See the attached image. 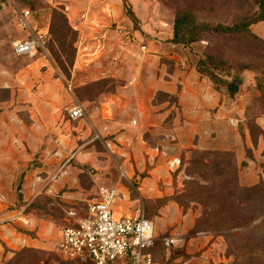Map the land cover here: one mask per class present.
Instances as JSON below:
<instances>
[{
	"label": "rangeland",
	"instance_id": "374dc122",
	"mask_svg": "<svg viewBox=\"0 0 264 264\" xmlns=\"http://www.w3.org/2000/svg\"><path fill=\"white\" fill-rule=\"evenodd\" d=\"M152 1L157 7V14L159 15L155 20L145 24L144 27L148 29L151 25L150 32L144 31L137 21L134 23L135 29L139 31L137 34L124 28L108 34L107 37L101 34L100 38L106 41V45L103 47L105 60L113 59L116 61L120 56L126 60L128 58L145 60L143 62L148 60V67L150 68L152 66L150 59L158 53L157 50H150L149 47L155 46L158 42H170L173 37L171 34L173 33L176 12L179 9L187 10L200 21L209 24H232L238 21L241 16L258 12L260 0ZM31 4L28 5L20 0H0V68L9 75H16L37 59H44L46 63L48 62L55 74L61 77L71 99V103L62 108L58 120L61 129L63 131L70 130L78 140V146L71 150L68 158L77 155L79 151L93 152L92 147L95 146L98 158L105 166L101 169L82 168L83 175L79 179H81L80 184L85 189L84 191L80 187L73 189L66 186L60 196H40L30 204L22 203V194L19 193L21 186L16 189L14 194H10L16 196L19 202L11 205L9 211H19L18 217L23 218L32 215L36 220L45 223V226L41 224L36 229L37 232L42 229L43 234H40L43 237L38 235L36 231H26L17 226L16 229L34 240L44 241L46 248H22L14 251L12 256L2 264H74L63 260L58 255L57 245L61 240L64 228L86 216L89 204L97 199L101 187L117 188L121 192L115 209L117 212H128L129 215H133L140 203H143L148 217L152 220L155 218L153 221L156 230V242L150 252L157 264H173L174 259H176L174 252L179 249L183 250L185 255L188 249L196 251L197 247L189 245V243L199 233H207L214 238H219L216 264H264V247L259 251L253 249L251 253L246 247L247 243L252 244L254 239L260 237V233L252 234L246 229L238 228L240 225L248 224L259 218V214L254 211L252 206L254 200L260 199V192L247 194L238 191L239 187L252 188L258 184L264 186V178L254 186L241 185L239 176L246 162L238 163L235 151H224L214 147L218 145L219 137L223 133L228 136L242 135L243 141H245L246 135L251 133L255 145L262 134L256 121L264 114V52L260 51L264 49V46H261L260 50H256L254 42L241 44L235 39L228 40L210 32L203 35V41L184 45L192 50L190 52L192 54L191 66L196 65L198 73L199 62L206 60L208 68L223 78L228 80L239 78L241 80L239 92L231 100L225 88L222 87L220 91H217L214 83L201 74L206 80V101L212 100L211 97H207L209 95L207 92L222 96L226 105L233 108L231 112H225V115L230 116V118L228 121L225 117L220 118V121L226 122L220 127L212 128L209 122L217 119L215 116L218 109L206 111V127L203 131L201 130V134L196 133V128L188 129L186 132L184 129H180L181 126L175 127L174 125V119L183 116V111L178 106V96L169 97L159 93L154 104L169 103L176 109L168 116L164 126L158 128V131L156 130L154 136L147 132L143 137L147 145L145 147L141 145L139 151L146 155L145 158L141 156L143 161L145 159L146 168L144 171H138L136 166L140 163V159L135 157L131 142L118 139V135L125 132L124 129H112L109 132L113 133H109L104 138L94 131L86 137L83 133L86 129L85 118L73 121L69 116V110L75 101L83 105L86 113L91 112V110L96 109V102L101 95H109L115 92L119 85V81L116 79H106L110 82L103 88L91 86L97 82L80 87H76L74 83L72 85L73 90H70L69 85L77 61L79 60L81 63L85 59L86 50L84 48L81 50L80 44L78 45L79 38L75 44L77 51L74 67L71 68L70 79L63 75L55 60L52 47L58 52L60 48L57 43H53L50 34L47 36L46 43L47 56L40 50L36 55L17 56L15 54L14 43L30 38V33L20 26L19 14L23 10H30L33 27L37 31H45L51 25L52 8L59 7L54 6L53 0H32ZM126 10L131 11L129 5H126ZM250 30L258 39L264 41V21L252 25ZM123 47L128 49L123 50ZM143 47L148 48L143 50ZM72 54L73 52L70 51L69 56ZM63 56V59L66 60L67 57ZM168 71L173 72V68L168 67ZM5 96V93H0V99ZM104 103L108 104V101H104ZM30 116L29 110L21 106L15 112L12 122L17 126H23L31 122ZM80 125L83 126V130L79 129ZM179 134H194L193 145H180L177 137L176 139L173 138ZM67 140L69 141V139ZM55 143L58 146L62 145V141H55ZM149 146L155 150L147 154L146 150ZM206 152H213L214 154L204 155ZM246 154L247 157H252L251 150L246 149ZM174 157L179 159V163L172 167L169 160ZM259 167L264 173V164L259 165ZM155 168H160L157 176L161 180V189H169L170 194L147 203L141 200L138 192L144 179L148 177V172ZM60 169L49 179L47 185L67 176V171ZM128 169L132 172L129 177L125 176ZM77 179L75 177L72 180L73 184ZM90 180H96L95 188H91ZM20 183L22 184L23 181ZM150 191H152L151 188ZM63 193L73 194L72 197L65 198ZM170 204L173 207L166 212L167 215L176 214V210L179 209L181 212H189L191 218L195 220L194 226L189 231L187 229L183 231L184 223L168 224L166 219L158 218L162 208ZM261 220L262 218L258 219L252 226L259 224ZM170 236H180L183 241L167 251L163 245V239ZM244 254L246 258H244Z\"/></svg>",
	"mask_w": 264,
	"mask_h": 264
},
{
	"label": "crops",
	"instance_id": "0c3cea01",
	"mask_svg": "<svg viewBox=\"0 0 264 264\" xmlns=\"http://www.w3.org/2000/svg\"><path fill=\"white\" fill-rule=\"evenodd\" d=\"M53 3L55 7L65 8L70 25L79 33L78 45L80 44L81 50L82 48L86 50L84 61L79 63L78 60L75 66L69 85L71 90L74 83L76 87H80L106 79L119 81L115 92L101 95L96 102V109L86 113L84 123L86 129L83 132L86 137L94 131L104 138L113 133L109 132L112 129H124L125 132L119 134L118 139L131 142L135 157L140 159L136 169L144 171L146 163L141 156L145 158L146 155L139 151L141 145L143 147L147 145L143 137L147 132L154 136L157 129L164 126L168 116L176 109L169 103L154 104L159 93L178 96V106L183 111V116L174 119V125L181 126L180 129L186 132L188 129L196 128V133L201 134V130L206 127V111L218 109L215 116L217 119L209 122L212 128L220 127L229 120L230 116L227 117L225 112H231L233 108L226 105L222 96L207 92L209 94L207 97H211L212 100L206 101V80L197 72L196 65L191 66L192 50L184 45L158 42L155 46L149 47L158 53L150 59L152 63L150 68L148 60L146 62L141 59L126 60L121 56L116 61L105 60L103 47L106 41L100 38L101 34L107 37L121 28L139 33L133 20L127 15L126 5L130 6L137 17L138 25L144 31L150 32L151 25L148 29L144 27L145 24L155 20L159 15L152 0H53ZM45 31L48 32L49 28L47 27ZM124 49L128 48L123 47ZM168 67H172L173 72H169ZM0 83H3L0 89L11 91L10 100L0 102V264H2L14 251L22 248H46L44 241L34 240L16 229L17 226L26 231L37 232V227L41 224L45 226V223L36 220L32 215L23 218L18 217L19 211H9L11 205L19 202L16 196L10 194H14L21 186L19 193L22 194V203L30 204L40 196H60L66 186L73 189L80 187L84 191L79 179L83 175L82 168L101 169L105 164L98 158L95 146L92 147L93 152L79 151L77 155L68 158L71 150L78 146V140L70 130L63 131L58 120L62 108L71 103V99L61 77L55 74L48 62L37 59L16 75H9L0 68ZM104 101H108V104ZM21 106L29 110L31 122L17 126L12 120ZM222 117L227 120L220 121ZM256 123L262 131L256 145L251 133L246 135L245 141L239 135L228 136L223 133L219 137L218 145L214 146L215 149L235 151L238 163L246 162L239 176L241 185L246 187L254 186L264 178V173L259 167L264 164V114ZM81 125L79 129L83 130ZM176 137L180 145L192 146L194 143V134H179L173 138ZM55 141H62V145L58 146ZM246 149L252 151V157H247ZM154 150L149 146L146 152L150 154ZM71 161L73 163H70ZM178 163L177 157L169 160L172 167ZM59 169L66 170L67 176L47 185L49 179ZM158 171L160 168L148 172V177L139 188L138 193L142 201L150 203L170 194L169 189H161ZM131 173L128 169L125 176L129 177ZM75 177L78 179L73 184L72 180ZM90 182L91 188H95L96 180ZM63 194V197L67 198L72 197L73 193ZM116 206L117 204L114 211L117 216H130L128 212H117ZM172 207L171 204L163 207L158 218L166 219L168 224L184 223L183 231L185 229L189 231L195 220L191 218L189 212H181L179 209L176 210V214L167 215L166 212ZM153 220L151 219L154 224ZM40 233L43 234L42 229L37 232L41 236ZM170 237L177 238L178 243L183 241L180 236ZM219 242V238L199 233L189 243L197 247L196 251L188 249L186 255L181 249L175 251L176 259L173 264H216ZM154 264H157L155 260Z\"/></svg>",
	"mask_w": 264,
	"mask_h": 264
},
{
	"label": "built area",
	"instance_id": "2783aa9c",
	"mask_svg": "<svg viewBox=\"0 0 264 264\" xmlns=\"http://www.w3.org/2000/svg\"><path fill=\"white\" fill-rule=\"evenodd\" d=\"M19 22L22 29L30 33V38L14 43L15 54L36 55L40 50L47 56L49 31H37L33 27L30 10L19 14ZM69 116L73 121L82 120L86 118V110L75 101ZM119 198L120 192L116 188L99 189L86 216L62 231L56 251L63 260L74 264H154L150 250L156 242L155 226L144 204L140 203L133 215L117 216L114 207ZM177 243L178 239L174 237L163 239L167 251Z\"/></svg>",
	"mask_w": 264,
	"mask_h": 264
},
{
	"label": "trees",
	"instance_id": "16d2710c",
	"mask_svg": "<svg viewBox=\"0 0 264 264\" xmlns=\"http://www.w3.org/2000/svg\"><path fill=\"white\" fill-rule=\"evenodd\" d=\"M28 5H32V0H20ZM127 15L133 20V22H137V17L132 12V10H126ZM261 21H264V0L259 1V10L254 14H247L241 16L238 21L232 24H209L207 22H202L196 18V16L190 13L187 10L179 9L176 12L174 26H173V37L170 40L173 44H181V45H190L193 43H197L203 41V35L207 32L211 34H216L225 37L228 40L235 39L238 43H255V49L260 50L261 46H264V41L258 39L251 32V26L255 25ZM49 34L52 38L53 43H57L59 45L60 51H56L54 47H52V51L54 52L55 60L62 71L63 75L70 79L71 77V68L74 67L75 57H76V48L75 44L78 41L79 33L70 25L65 8L57 7L52 8V16H51V25L49 28ZM253 43V44H254ZM72 51L73 54L69 56V52ZM264 52V49L260 50ZM63 55L67 58L63 59ZM69 56V57H68ZM199 73L205 75L210 79L211 82L216 86V90L220 91L221 88L226 89V93L228 97L233 100L239 92L241 86V80L239 78H234L232 80H228L223 78L222 76L216 74L208 68V64L206 60H201L198 64ZM110 81L102 80L91 86H98L99 88H103L104 85H107ZM0 93H5L6 96L0 99V102L8 101L11 98V91L8 89H0ZM171 97V96H169ZM242 136V135H241ZM243 138V136H242ZM213 152H206L204 155H213ZM244 165V164H243ZM262 186V187H261ZM238 191L244 192L247 194H254L256 192H260L259 200L256 199L253 201V208L259 214V218L254 219L252 222L244 225H240L238 228L246 229L252 234L258 232L260 233V237L254 239L253 243H247L246 247L250 251L253 249L261 250L264 247V186L256 185L252 188H242L239 187ZM259 224L252 226L254 222L258 219H261ZM4 245V244H3ZM5 247V245H4ZM6 248V247H5ZM7 250V248H6ZM243 255V254H242ZM244 258L246 255L244 254Z\"/></svg>",
	"mask_w": 264,
	"mask_h": 264
}]
</instances>
